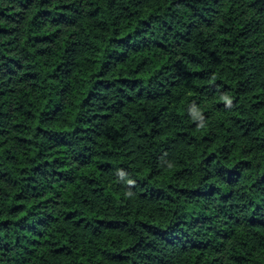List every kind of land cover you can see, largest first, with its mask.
<instances>
[{"label":"trees","instance_id":"1","mask_svg":"<svg viewBox=\"0 0 264 264\" xmlns=\"http://www.w3.org/2000/svg\"><path fill=\"white\" fill-rule=\"evenodd\" d=\"M0 264H264V0H0Z\"/></svg>","mask_w":264,"mask_h":264}]
</instances>
